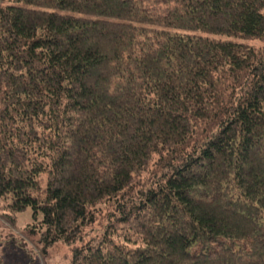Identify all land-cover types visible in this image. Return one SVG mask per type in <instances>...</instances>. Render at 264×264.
I'll list each match as a JSON object with an SVG mask.
<instances>
[{
  "label": "trees",
  "instance_id": "1",
  "mask_svg": "<svg viewBox=\"0 0 264 264\" xmlns=\"http://www.w3.org/2000/svg\"><path fill=\"white\" fill-rule=\"evenodd\" d=\"M237 38L264 0H0V208L45 264H264V45Z\"/></svg>",
  "mask_w": 264,
  "mask_h": 264
},
{
  "label": "rangeland",
  "instance_id": "2",
  "mask_svg": "<svg viewBox=\"0 0 264 264\" xmlns=\"http://www.w3.org/2000/svg\"><path fill=\"white\" fill-rule=\"evenodd\" d=\"M7 2V1H6ZM9 2V1H8ZM257 46L264 42L256 38H237ZM67 176V174H65ZM32 210L28 207L20 212L13 221L3 209L0 208V264H45L47 259L43 258L33 237L27 235L24 230L34 227L32 223ZM101 225L95 224V232L100 231ZM35 235V234H33ZM66 250L65 246L57 245L56 249L50 250V255L56 259L61 258ZM51 262L58 260L49 259Z\"/></svg>",
  "mask_w": 264,
  "mask_h": 264
}]
</instances>
